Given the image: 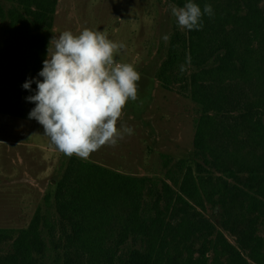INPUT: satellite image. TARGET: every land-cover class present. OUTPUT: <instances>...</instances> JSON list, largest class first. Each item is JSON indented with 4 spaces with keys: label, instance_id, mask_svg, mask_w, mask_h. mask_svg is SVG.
<instances>
[{
    "label": "trees",
    "instance_id": "16d2710c",
    "mask_svg": "<svg viewBox=\"0 0 264 264\" xmlns=\"http://www.w3.org/2000/svg\"><path fill=\"white\" fill-rule=\"evenodd\" d=\"M191 2L213 15L174 27L155 73L195 107L191 156L161 155L163 178L69 157L26 227L0 228V264H264V9ZM56 5L0 0V115L31 120Z\"/></svg>",
    "mask_w": 264,
    "mask_h": 264
},
{
    "label": "rangeland",
    "instance_id": "374dc122",
    "mask_svg": "<svg viewBox=\"0 0 264 264\" xmlns=\"http://www.w3.org/2000/svg\"><path fill=\"white\" fill-rule=\"evenodd\" d=\"M169 5L166 0H57L49 40L66 30L105 31L110 40L126 45L115 59L141 74L138 100L127 102L117 123L118 128L132 127L133 134L80 159L123 174L163 178L161 155L174 160L191 156L195 107L187 97L161 88L155 78L168 43L162 37L174 27L182 29ZM68 158L36 120L0 115V228L26 227ZM44 264H54L53 255Z\"/></svg>",
    "mask_w": 264,
    "mask_h": 264
},
{
    "label": "clouds",
    "instance_id": "9594fccd",
    "mask_svg": "<svg viewBox=\"0 0 264 264\" xmlns=\"http://www.w3.org/2000/svg\"><path fill=\"white\" fill-rule=\"evenodd\" d=\"M177 25L186 30H201L202 16L213 15L211 5L203 12L196 3L183 7L169 5ZM162 39L167 42L166 34ZM126 45L108 38L105 31L85 28L79 34L63 31L54 34L47 46V57L37 78L22 87L35 94L26 97L35 104L28 114L43 126L44 135L68 157L87 160L102 146L115 147L134 130L117 123L127 102L138 100L141 74L132 64L118 62ZM180 71H185L181 66ZM143 103V101H140Z\"/></svg>",
    "mask_w": 264,
    "mask_h": 264
}]
</instances>
